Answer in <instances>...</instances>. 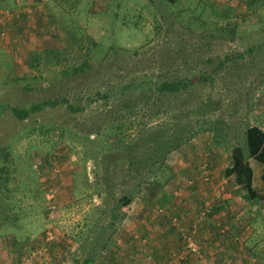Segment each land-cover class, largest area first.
<instances>
[{
    "label": "rangeland",
    "instance_id": "374dc122",
    "mask_svg": "<svg viewBox=\"0 0 264 264\" xmlns=\"http://www.w3.org/2000/svg\"><path fill=\"white\" fill-rule=\"evenodd\" d=\"M52 1L61 9L44 17L35 42L23 43L13 55L0 53V168L8 173L0 213L12 207L18 218L0 223V264H85L89 257L94 258L88 264H219L223 258L209 254L205 243H221L226 234L220 229L227 221L217 217V225L213 219L228 210L224 193L234 195V174L226 177L224 169L234 163V145L244 144L246 129L264 131V56L250 52L264 41V0H178L169 6L162 0ZM201 4L209 26L235 22L237 36H202L195 26L192 34L181 33L188 17L183 9ZM216 62L222 67L214 81L191 94H159L145 104L129 101V93L118 89L141 75L199 73ZM105 92L109 98H100ZM60 97L83 108L72 111L60 102L24 120L12 111ZM209 98L218 103L208 114L224 123V146L214 144L210 131H199L155 170L173 141L157 139L167 143L161 149L140 133L168 126L176 116L180 127L194 126L192 109ZM218 150L223 157L214 155ZM250 161L253 173L260 163ZM189 163L192 169H183ZM154 177L160 184L149 183ZM251 183L253 195H263L256 177ZM199 188L202 204L195 193L187 194ZM123 194L131 202L115 206ZM189 200L196 207L184 209ZM256 212L248 229L255 252L241 257L244 264L252 257L264 261L262 201ZM186 237L199 244L198 253L188 252ZM54 244L65 247L56 252Z\"/></svg>",
    "mask_w": 264,
    "mask_h": 264
},
{
    "label": "trees",
    "instance_id": "16d2710c",
    "mask_svg": "<svg viewBox=\"0 0 264 264\" xmlns=\"http://www.w3.org/2000/svg\"><path fill=\"white\" fill-rule=\"evenodd\" d=\"M178 0H162L165 5L169 6L168 4H175ZM149 2H153V0H149ZM183 12L184 14H188V17L186 20L181 22V28L179 31L183 34L193 33L192 27L195 26V28L199 29L198 32H200V35L204 36L207 32L209 35L215 34L217 32L223 34V35H229L232 37H236L238 30L240 28V25L234 22V26L229 28H224L223 25H217L214 24L212 26H209V22L207 19L202 18L203 11L205 10L204 5L195 6L192 9L190 7H185ZM186 12V13H185ZM115 14H117L115 12ZM182 15V16H183ZM250 52H255L258 56H264V41L257 43L256 45L250 47ZM222 67V63L216 62L213 64V66L208 70L198 71L199 73H175L172 76L165 77V78H159L155 79L151 76H144L141 75L139 77H136L134 79L129 80L126 83H123L119 86V92L125 93L128 92V100L134 101L141 100L145 104L154 103V101L159 99V94H169L173 96H180V95H186L187 93L191 94L193 90H195L199 85H203L206 83H211V81H214L215 75H217L218 70ZM99 97H95L97 99ZM100 98H109L107 92L100 93ZM60 102H65L68 107L74 111L82 109L83 107H75L68 103V101L64 98H49L41 101H36L30 103L26 107L22 108H16L12 107L13 114L21 119H26L31 113L40 111L46 106H55L56 104ZM123 106L127 105V103L122 104ZM218 108V103L214 101L213 99L209 98L205 102H202L198 105L195 109H192V113H196V121L194 126H181L178 123V120L180 119V116H176L174 121L170 123L168 126L163 125H157L154 128H146L144 129L140 135H147V138H150L151 140H155L156 143L159 144V141H156L157 139H163L166 141H173V143H169L170 145L164 148L167 143L161 142L159 144V147L162 149L164 148L165 151H161L162 155L155 161L156 166L154 167L155 170H159L160 167H162L165 163V160H167V155L172 149H175L179 147L183 141L184 138L193 137L196 135L199 131L202 130H208L212 134V140L214 144L219 146H224V136L225 133L223 132V125L224 123L220 121L219 118H211L208 113H212L215 109ZM183 114V113H182ZM184 116V115H182ZM181 128V129H180ZM165 136V133H168ZM172 132V133H171ZM171 134H173L172 137ZM145 135V137H146ZM153 135H159L156 136L155 139H152ZM185 135V137H183ZM264 131L259 130L256 127H252L249 129H246L245 133V141L242 146L234 145V163L230 164L224 169V173L226 176H230L234 174L236 181L238 183H243L241 185L242 190L245 191L243 198L248 199L249 194L253 192V188H251L249 179L251 178L252 170L250 169L247 159L250 157L256 158L257 161L261 164V173H260V179L262 183L264 184ZM238 151V153L236 152ZM3 158L7 159L8 151H3L2 154ZM137 163L140 164V161L137 160ZM131 165L137 169L139 168L138 165H135L131 163ZM155 165V164H154ZM3 170H6L5 167L0 168V188H5L8 181V173L1 174ZM145 180V179H143ZM152 180V179H151ZM142 182V181H141ZM140 183V182H139ZM149 183H157L160 184V182L154 177L153 181H150ZM246 184V186L244 185ZM248 185V186H247ZM256 197L260 199V197H263L262 194L259 193V191L255 192ZM253 197H255L253 195ZM132 196L130 194H123L118 199V202L115 204V206H127L131 202ZM12 207L10 209H5L4 213H0L3 215V218L0 217V223H5L8 221H17L16 213L13 215L11 214ZM228 230V229H227ZM226 231V230H225ZM107 246L103 249H105ZM132 250L131 252H133ZM94 257L87 258L84 262L85 264L92 262ZM132 258V257H130Z\"/></svg>",
    "mask_w": 264,
    "mask_h": 264
},
{
    "label": "crops",
    "instance_id": "0c3cea01",
    "mask_svg": "<svg viewBox=\"0 0 264 264\" xmlns=\"http://www.w3.org/2000/svg\"><path fill=\"white\" fill-rule=\"evenodd\" d=\"M3 7H9L11 10H13V12L15 11L16 13H18L17 17H11L0 22V31H5V35H0V53L2 51L6 55H13L12 53H14L15 50L21 51L23 43H34V35L40 34L43 30L40 29V26L45 24L46 22V20H44V17L49 14V11H54L56 13L58 10L61 9L59 5L53 3V1L51 3L50 0H41L38 3L33 2V0H0V9ZM30 13H32V15H30ZM43 27H45V25ZM214 152V155L223 157V153L220 150ZM191 158L193 159V161H196L193 156ZM250 160L251 157L247 159V163L250 169L252 170L254 167L252 166ZM190 164L191 163H189V165L187 166H184L183 169H192V166ZM229 165H226V167ZM260 173L261 164H257L256 170L255 172L253 170L249 182H251V180L256 177L257 182H259L256 188L262 190V193L264 195V184L260 179ZM214 174L216 173L214 172ZM241 185H243V183H238L234 176V183L232 186L234 187V195L227 192H225L223 195V200L228 203V208H226L228 210L226 212L220 210L219 213L216 212L213 216L214 220H217L218 217V219H223L227 221L223 224L220 223L221 221L219 220L216 221L217 225L222 224V227L225 226L223 230L226 228V231H224L226 232V234L225 237H223L224 241H221V243L214 242L211 245L205 243L207 246L206 250L209 254H216L223 258L221 261L219 260V264H227V258L230 259L229 264H244L240 262L241 257H246V252H248L250 258V253L255 252V247H252L253 245L251 243L252 238L249 237L251 232L248 229L250 228V226H252V223H254L256 219V210H258L259 202L262 201L264 203V196L260 197V199H262L260 200L258 196L253 197L252 193H250L249 198L245 199L243 198L245 191L242 190L243 188H241ZM244 185L246 186V184ZM250 186H252V183H250ZM191 192L192 191L187 194L195 193L194 195L202 199V204L204 201V196H202L203 192H201V189L199 188L193 191L192 193ZM185 204L187 205L184 207V209H187L188 207H196V204L192 200H189L188 203ZM249 208L251 209V211H249ZM232 214H234V218H232ZM227 216L230 218V221L227 220ZM153 230L151 231V234H155ZM215 231L216 230H213V228H211L208 232L212 235H215L217 233ZM220 232H222V229H220ZM167 233L168 232H166V234ZM158 235L164 236V233H157L156 236ZM152 238H154V236H152ZM228 239L234 242V246H230L231 241H228ZM64 247V244H61L60 247L54 244L51 246V249L57 252L62 251V248ZM121 259V256H119V258H117V261H120ZM132 263L137 264L136 262ZM247 264H264V261L263 263H261L260 260L256 262L255 258L252 257L250 260H248Z\"/></svg>",
    "mask_w": 264,
    "mask_h": 264
},
{
    "label": "built area",
    "instance_id": "2783aa9c",
    "mask_svg": "<svg viewBox=\"0 0 264 264\" xmlns=\"http://www.w3.org/2000/svg\"><path fill=\"white\" fill-rule=\"evenodd\" d=\"M15 16L17 17L18 13H16L15 11L13 12V10H11L8 7L0 9V22H2L5 19H9V18L15 17ZM0 35L1 36L5 35V31L1 30L0 31ZM217 194L219 195V192H217ZM205 212H208V208L207 207H206L205 211L202 212V214H206ZM225 230H226V228L223 231H225ZM186 238H187L186 247L188 248V252L198 253L199 252V244H197L194 240L190 239L189 237H186ZM207 264H215V261L214 260H210V261H208Z\"/></svg>",
    "mask_w": 264,
    "mask_h": 264
}]
</instances>
